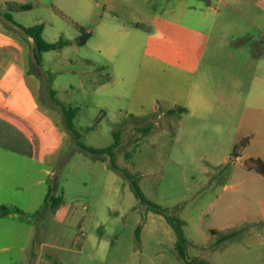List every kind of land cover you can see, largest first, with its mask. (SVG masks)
<instances>
[{
    "label": "rangeland",
    "instance_id": "374dc122",
    "mask_svg": "<svg viewBox=\"0 0 264 264\" xmlns=\"http://www.w3.org/2000/svg\"><path fill=\"white\" fill-rule=\"evenodd\" d=\"M258 156L256 0H0V264H264Z\"/></svg>",
    "mask_w": 264,
    "mask_h": 264
},
{
    "label": "trees",
    "instance_id": "16d2710c",
    "mask_svg": "<svg viewBox=\"0 0 264 264\" xmlns=\"http://www.w3.org/2000/svg\"><path fill=\"white\" fill-rule=\"evenodd\" d=\"M256 2L258 3L259 6H261L262 8H264V0H256ZM23 8H29L31 7L30 5L27 6H22ZM24 30L26 31V33H28L30 36H33L35 43H36V50L34 52V56L36 58V60L38 62H40V54L42 51L44 50H50V49H54V48H59L62 47L68 43H70L69 40L66 39H60L59 41H55V42H49L47 40H45L42 36V30L44 27L43 23L34 25V26H24ZM82 31V34L80 35L79 39H78V43L79 44H84L86 43V41L88 40V38L90 37L91 33L84 30L82 27L80 28ZM53 94H54V90H52ZM54 99L58 102L61 103L55 96V94L53 95ZM183 108V107H182ZM78 111V108H67L65 106H63V113H64V121L66 123V126L73 132V134L79 138L80 137V132L76 129L75 125H74V115L75 113ZM79 145H81L83 148H85L86 150L92 152V153H99V154H105L108 152H112L113 150H115V148H117V146L119 145L118 140L116 139V141L112 144H110L109 146L106 147H101V148H96L93 146H89L85 143L82 142H78ZM238 144L235 146L236 150L238 148ZM234 154V153H233ZM251 161L253 163L252 166L256 167L257 170L262 173L264 175V159L261 157H252ZM135 186H136V191L137 194L145 201L147 202L152 208H154L155 210L158 211H162L164 213L167 212V210H165L163 207H161L159 204L151 201L148 197L145 196V194L143 193V191L140 189L139 185L135 182ZM52 190L53 187H50L48 194L46 196V201L42 207L45 208L48 203L50 202V200L52 198H54V195L52 194ZM58 202H60V199H58ZM57 202V203H58ZM3 210L7 211L9 209V207L7 206H3L2 207ZM167 218L169 219V221L171 222V224L175 227L177 234H178V248H179V252L181 254V256L183 258L186 259L188 264H204V261H197L195 259H189L187 254H186V247H185V237H183V233H182V220H179L177 217H175L174 215H167ZM140 230V227H139ZM233 234L232 233H228V234H224L220 237V241L225 240L229 237H231Z\"/></svg>",
    "mask_w": 264,
    "mask_h": 264
},
{
    "label": "built area",
    "instance_id": "2783aa9c",
    "mask_svg": "<svg viewBox=\"0 0 264 264\" xmlns=\"http://www.w3.org/2000/svg\"><path fill=\"white\" fill-rule=\"evenodd\" d=\"M84 235H85V232L83 231V232H82V236H84Z\"/></svg>",
    "mask_w": 264,
    "mask_h": 264
},
{
    "label": "crops",
    "instance_id": "0c3cea01",
    "mask_svg": "<svg viewBox=\"0 0 264 264\" xmlns=\"http://www.w3.org/2000/svg\"><path fill=\"white\" fill-rule=\"evenodd\" d=\"M185 110H187V107H185ZM258 157H261V156H258ZM262 158V157H261Z\"/></svg>",
    "mask_w": 264,
    "mask_h": 264
}]
</instances>
